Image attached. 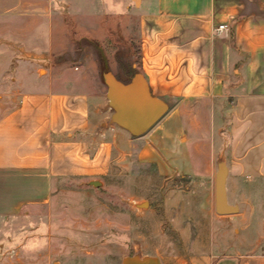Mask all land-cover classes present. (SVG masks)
<instances>
[{
	"label": "crops",
	"instance_id": "0c3cea01",
	"mask_svg": "<svg viewBox=\"0 0 264 264\" xmlns=\"http://www.w3.org/2000/svg\"><path fill=\"white\" fill-rule=\"evenodd\" d=\"M73 4L133 15L139 69L130 80L65 69L45 88L12 87L0 105V223L50 207L72 181L120 175L162 191L144 210L161 228L145 237L160 264H264V0ZM220 175L230 214L217 210Z\"/></svg>",
	"mask_w": 264,
	"mask_h": 264
},
{
	"label": "rangeland",
	"instance_id": "374dc122",
	"mask_svg": "<svg viewBox=\"0 0 264 264\" xmlns=\"http://www.w3.org/2000/svg\"><path fill=\"white\" fill-rule=\"evenodd\" d=\"M73 5V0H0V105L12 104V87L45 88L43 78L56 79L65 69L113 72L122 80L137 74L134 16L80 15ZM64 189L50 207L23 209L0 223V246L12 247H0V264H139L155 259L146 254L153 244L145 237L161 228L144 215L149 204L160 205L162 191L155 184L146 190L118 175L100 186L72 181ZM163 228L174 243V232L167 224ZM159 241L158 249L163 245ZM170 251L174 258V249ZM179 253L185 259L181 249Z\"/></svg>",
	"mask_w": 264,
	"mask_h": 264
},
{
	"label": "water",
	"instance_id": "95a60500",
	"mask_svg": "<svg viewBox=\"0 0 264 264\" xmlns=\"http://www.w3.org/2000/svg\"><path fill=\"white\" fill-rule=\"evenodd\" d=\"M217 210L221 214H230L234 211L233 208L227 205L224 177L222 175L217 180ZM139 264H160V262L156 259H149Z\"/></svg>",
	"mask_w": 264,
	"mask_h": 264
},
{
	"label": "built area",
	"instance_id": "2783aa9c",
	"mask_svg": "<svg viewBox=\"0 0 264 264\" xmlns=\"http://www.w3.org/2000/svg\"><path fill=\"white\" fill-rule=\"evenodd\" d=\"M215 31L218 35H221L222 33L228 32V26L227 25H221Z\"/></svg>",
	"mask_w": 264,
	"mask_h": 264
}]
</instances>
